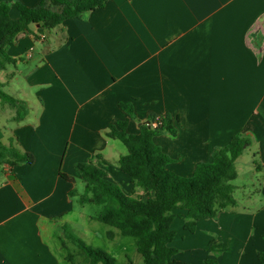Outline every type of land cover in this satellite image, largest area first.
Listing matches in <instances>:
<instances>
[{
	"label": "crops",
	"instance_id": "obj_1",
	"mask_svg": "<svg viewBox=\"0 0 264 264\" xmlns=\"http://www.w3.org/2000/svg\"><path fill=\"white\" fill-rule=\"evenodd\" d=\"M39 1L0 0L13 20L19 17L16 3L31 8ZM37 29L31 25L6 45L14 62L0 69V90L28 107L27 116L16 122L15 111L0 102V142L33 156L31 164L11 165L7 158L0 165V264H74V245L63 231L84 217L74 164L102 156L108 179L129 193L131 181L117 166L126 148L107 137V128L122 121L128 134H137L150 117L165 116L175 133L153 141L171 159L167 169L178 176H191L235 134L250 139L243 153L249 149L248 173L256 183L248 189L234 186L235 205L215 219L197 221L195 232L183 234V240L207 224L204 231L217 243L234 242L233 264H259L264 0H108L79 19L43 33ZM120 104H130L132 114ZM236 190L241 191L237 198ZM173 213L182 224L185 211ZM118 235L116 229L106 233L110 240ZM211 238L205 236L206 243Z\"/></svg>",
	"mask_w": 264,
	"mask_h": 264
},
{
	"label": "trees",
	"instance_id": "obj_2",
	"mask_svg": "<svg viewBox=\"0 0 264 264\" xmlns=\"http://www.w3.org/2000/svg\"><path fill=\"white\" fill-rule=\"evenodd\" d=\"M108 0H40L34 7L16 3L19 17L9 16V5L0 2V69L13 63L5 52L6 45L21 32L29 31L31 25H38V32L51 30L66 20L79 19L85 13L102 8ZM0 102L15 111L16 122H21L28 114V107L0 90ZM120 108L132 114L130 104H120ZM157 119V126L151 123ZM148 124H141L137 134H128L127 123L119 121L107 128V137L120 141L126 154L117 162L118 170L126 175L132 184L129 193L108 179L101 166L102 156L74 164L84 185L78 196L81 205L101 206L93 219L119 231L121 236L135 240L136 251L143 264H187L174 260L178 250L171 246L175 232L171 224L174 211H185L183 228L194 233L197 221L215 219L217 213L235 205L232 182L236 179L235 161L243 151L251 146L249 138L237 133L229 142L212 153L208 163H198L191 176L182 177L167 169L171 159L155 145L153 139L163 133L174 134L168 117H150ZM11 158V165L31 164L33 156L21 153L0 142V165ZM62 178L67 179L63 174ZM140 190L141 194H137ZM64 238L80 250L89 264H116L115 258L104 250L87 245L68 228H64ZM108 238H112L109 233ZM264 241V234L262 235ZM226 244L218 243L209 250L223 252ZM214 251V250H213ZM259 264H264V248L256 254ZM72 262V257L68 256ZM205 264H217L205 260Z\"/></svg>",
	"mask_w": 264,
	"mask_h": 264
},
{
	"label": "rangeland",
	"instance_id": "obj_3",
	"mask_svg": "<svg viewBox=\"0 0 264 264\" xmlns=\"http://www.w3.org/2000/svg\"><path fill=\"white\" fill-rule=\"evenodd\" d=\"M7 93L8 95L12 96L11 92H6V94ZM121 146L123 149H125L122 144ZM248 150H246L240 157V160L237 161L236 170L238 171V176L232 182L233 186H240L242 184H245L246 189H248L251 181H253V183H256V179H254V177L248 173L247 166L249 165V162L252 161L248 155ZM78 192L80 194L83 192L82 183L78 186ZM236 196H241V191L238 192L236 190L235 197ZM100 210L101 206L92 204L84 205L83 208L80 209L82 214H84V217H77L78 225H76L72 229L70 228L72 233L79 237L87 245L93 248L104 250L112 255L115 258L116 264H143L140 255L136 251L135 240L133 238L118 235L115 240H110L106 237V233L109 231H114L115 229L95 220L89 219L96 216L100 212ZM175 218L176 219L173 221L174 223L171 226V230H173L176 234L172 247L176 248L178 251L180 250L178 257L176 256L175 260L188 264H204L205 260L211 259L216 261L217 264H233L236 261V257H234L236 254L231 253V245H233L234 242L233 244L229 243L228 241L219 242L226 244L223 252H216L214 248H212L214 251H208L206 247L205 249L203 247V244L206 243L205 236L209 237L211 235L212 237L206 243V246H209V248L211 246H216L218 243L214 239V234L208 235L207 232L204 231V225L207 224L199 226L196 235H186V239L183 240L184 235L188 234V231H185L182 227L184 220H181V224L179 222L180 220H178L181 218H179L178 216H175ZM229 231L231 232V230ZM227 233L229 232L227 231ZM223 235L225 236L226 233L223 232ZM71 249L75 251L76 255L74 264H88V258L80 250H78L75 246ZM63 253L66 254V251H64ZM221 255L223 256L220 257Z\"/></svg>",
	"mask_w": 264,
	"mask_h": 264
},
{
	"label": "built area",
	"instance_id": "obj_4",
	"mask_svg": "<svg viewBox=\"0 0 264 264\" xmlns=\"http://www.w3.org/2000/svg\"><path fill=\"white\" fill-rule=\"evenodd\" d=\"M156 121H157V119H156L154 122H152V123L150 124L152 128H155V127L157 126Z\"/></svg>",
	"mask_w": 264,
	"mask_h": 264
},
{
	"label": "water",
	"instance_id": "obj_5",
	"mask_svg": "<svg viewBox=\"0 0 264 264\" xmlns=\"http://www.w3.org/2000/svg\"><path fill=\"white\" fill-rule=\"evenodd\" d=\"M37 27H38V25H37Z\"/></svg>",
	"mask_w": 264,
	"mask_h": 264
}]
</instances>
